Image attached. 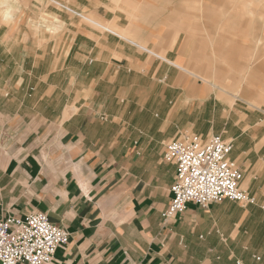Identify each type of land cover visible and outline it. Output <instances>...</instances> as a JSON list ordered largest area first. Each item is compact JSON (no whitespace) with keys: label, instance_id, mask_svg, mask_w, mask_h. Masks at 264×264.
<instances>
[{"label":"crops","instance_id":"obj_1","mask_svg":"<svg viewBox=\"0 0 264 264\" xmlns=\"http://www.w3.org/2000/svg\"><path fill=\"white\" fill-rule=\"evenodd\" d=\"M17 28L0 36V221L38 211L65 228L69 243L50 264H264V107L198 82L176 49L173 58L157 54L155 68L140 51L148 48L104 38L94 43L103 47L95 81L114 91L85 93L70 77L83 68L69 75L63 57L44 61L33 33L26 40L35 46L21 51ZM81 28L76 41L86 38ZM120 74L130 80L126 97L116 89ZM182 133L232 142L255 204L189 203L166 217L177 170L163 155Z\"/></svg>","mask_w":264,"mask_h":264},{"label":"rangeland","instance_id":"obj_2","mask_svg":"<svg viewBox=\"0 0 264 264\" xmlns=\"http://www.w3.org/2000/svg\"><path fill=\"white\" fill-rule=\"evenodd\" d=\"M0 3V36L10 26L20 27L14 32L20 38L16 47L29 51L35 43L26 39L30 33L36 35L37 54L44 61L51 54L54 59L63 57L70 65L69 75L70 71L75 74L78 69H84L79 76H70L75 79L77 90L81 88L86 93L97 89L95 78L102 69L96 70L94 64L97 50L103 47H95L94 43L104 38L112 47L116 43L132 42L135 47L148 48L152 52L140 51L149 56L150 65L155 68L161 62L157 54H169L173 58L176 49L181 66L198 72V82L264 107V13H259L264 0H0ZM81 27L87 28L86 38L81 35L76 41V33L84 31ZM47 42L51 50L45 52ZM77 42L80 46L83 43L86 50L79 51ZM117 57L115 61L122 63V58ZM191 62L194 67L189 65ZM51 76L60 81L56 71ZM116 84V89H121L120 95L128 96L130 80L120 74ZM158 89L156 86L154 94ZM97 90L112 93L114 87L103 83ZM186 134L196 135L182 133L172 141Z\"/></svg>","mask_w":264,"mask_h":264},{"label":"built area","instance_id":"obj_3","mask_svg":"<svg viewBox=\"0 0 264 264\" xmlns=\"http://www.w3.org/2000/svg\"><path fill=\"white\" fill-rule=\"evenodd\" d=\"M233 144L221 136L208 139L186 134L170 142L164 160L176 165L171 205L165 213L176 217L189 203L203 208L223 200L255 204L242 189L243 173L230 155ZM68 231L52 223L46 213L33 212L26 219L0 221V264H50L58 249L69 242Z\"/></svg>","mask_w":264,"mask_h":264},{"label":"bare ground","instance_id":"obj_4","mask_svg":"<svg viewBox=\"0 0 264 264\" xmlns=\"http://www.w3.org/2000/svg\"><path fill=\"white\" fill-rule=\"evenodd\" d=\"M0 5H2V4L0 3ZM7 13H11V11H10V10H8V11H7Z\"/></svg>","mask_w":264,"mask_h":264}]
</instances>
